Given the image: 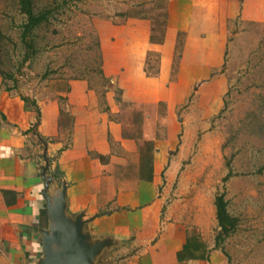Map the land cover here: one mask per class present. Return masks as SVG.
<instances>
[{
    "label": "crops",
    "instance_id": "0c3cea01",
    "mask_svg": "<svg viewBox=\"0 0 264 264\" xmlns=\"http://www.w3.org/2000/svg\"><path fill=\"white\" fill-rule=\"evenodd\" d=\"M183 1H169L163 42L151 40V23L136 18L104 44L103 75L122 90L120 100L111 86L101 99L84 78L52 79L25 99L0 74V264H37L42 256L41 229L49 224L46 158L47 175H54L50 193L66 183L67 213H83L94 238L111 239L101 255L113 251L117 260L124 257L120 264H229L213 234V205L205 213L202 204L192 205L183 195L170 198L185 149L174 154L162 148L149 125L146 136L138 128L135 133L130 114L134 107L148 113L156 97L170 90L164 82L179 30L193 34L185 57L220 50L212 48L211 35L202 38L199 26L184 23L185 8L177 5ZM110 44L116 47L112 63L106 55ZM150 51L161 56L157 77L144 68ZM149 117L143 114L142 120ZM184 186L181 178V193Z\"/></svg>",
    "mask_w": 264,
    "mask_h": 264
},
{
    "label": "rangeland",
    "instance_id": "374dc122",
    "mask_svg": "<svg viewBox=\"0 0 264 264\" xmlns=\"http://www.w3.org/2000/svg\"><path fill=\"white\" fill-rule=\"evenodd\" d=\"M169 1L35 0L37 10L52 8V16L35 29L32 42H24L26 15L18 0H0L3 82L26 96L41 92L52 79L84 78L101 99L111 86L120 100L122 90L101 72L104 44L115 40L126 20L136 18L148 20L151 40L163 42ZM177 5L185 8L184 23L199 26L202 38L211 35L212 48L220 50L185 57L193 34L179 30L164 82L170 90L156 97L148 113L131 108L134 131L146 136L149 125L156 144L174 154L185 149L170 198L183 195L192 205L202 204L205 213L213 205L216 215V195L225 194L238 220L220 244L229 264H264V0H185ZM115 51L111 44L106 49L110 63ZM160 59L157 51L147 53L148 75H159ZM143 114L149 119L143 121ZM153 144L150 140L148 146ZM219 231L217 219L215 238ZM117 258L107 251L96 264H114Z\"/></svg>",
    "mask_w": 264,
    "mask_h": 264
},
{
    "label": "water",
    "instance_id": "95a60500",
    "mask_svg": "<svg viewBox=\"0 0 264 264\" xmlns=\"http://www.w3.org/2000/svg\"><path fill=\"white\" fill-rule=\"evenodd\" d=\"M45 161L42 173L43 197L49 224L48 227L41 229L42 256L37 264H96L102 251L110 247L112 241L111 239H95L85 228L87 220L83 218V213L76 217L67 213L66 183L57 193H50L54 175H47L50 164L47 158ZM55 173L60 174L57 168ZM123 258L121 256L114 264H120Z\"/></svg>",
    "mask_w": 264,
    "mask_h": 264
},
{
    "label": "trees",
    "instance_id": "16d2710c",
    "mask_svg": "<svg viewBox=\"0 0 264 264\" xmlns=\"http://www.w3.org/2000/svg\"><path fill=\"white\" fill-rule=\"evenodd\" d=\"M18 6L20 12L26 15V20L22 24L21 39L24 42H32L29 38L34 36L36 28L47 22L52 16V8H45L42 10L36 9L35 0H18ZM155 41V40H154ZM31 46V45H29ZM103 74V71H101ZM4 72L0 68V74L2 76ZM104 76V75H103ZM106 80V78L104 76ZM4 80V76H3ZM25 99L28 97L23 96ZM216 217L218 219L220 231L216 236V245L220 246L223 238L234 232L238 225V220L235 216L231 215L228 209V201L224 193L216 195L215 198ZM46 213V209H44Z\"/></svg>",
    "mask_w": 264,
    "mask_h": 264
}]
</instances>
